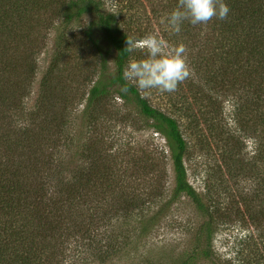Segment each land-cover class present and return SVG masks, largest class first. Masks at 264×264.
I'll return each mask as SVG.
<instances>
[{
    "label": "trees",
    "instance_id": "obj_1",
    "mask_svg": "<svg viewBox=\"0 0 264 264\" xmlns=\"http://www.w3.org/2000/svg\"><path fill=\"white\" fill-rule=\"evenodd\" d=\"M178 2L66 0L57 11L61 23L52 64L41 78L33 107L27 102L31 94L27 81L19 87L9 78L14 58L4 53L7 41L0 39V264H107L130 256L183 197L191 200L204 222L194 232L192 247L176 264H199L202 259L219 264L215 235L220 226L245 217L247 207L252 208L247 214L250 219L257 225L264 223V0H225L230 7L226 20L214 17L195 26L186 21L179 33L168 32L164 23L166 34L186 46L191 75L173 93L135 86L122 90L129 61L147 55L140 48L129 53L127 38L141 41L147 27L159 25ZM33 3L0 0V29L16 30L27 15L37 17L52 6L39 0L34 4L40 7L33 14ZM44 3L48 5L41 6ZM88 15L94 19L84 30L85 37L100 54L101 63L85 80L90 85L87 92L69 95L73 81L57 80L63 70L61 58L66 55L62 40L67 27ZM54 25L50 22L49 27ZM110 49L115 51L112 72L107 58ZM36 51H29L31 57ZM33 69L28 64L24 76H30ZM15 85L18 91L11 90ZM115 94L135 104L166 139L174 172L169 194L118 190L112 172L115 166L107 161V154L106 161L101 152L91 160L93 173L83 168L74 174L67 170L72 161L58 156L60 148L68 149L73 143L67 127L74 117L79 122L76 152L89 157L86 152L94 150L84 140L88 121L95 125ZM152 96L168 101L170 110L154 105ZM226 101L239 132L226 116L222 105ZM187 131L201 132L200 141L215 147L222 161L220 180L202 191L188 178ZM243 138L254 140V150L246 151ZM90 186L95 193H90ZM251 240V253L243 254L249 259L247 264H264V232ZM151 260L147 255L140 264H153Z\"/></svg>",
    "mask_w": 264,
    "mask_h": 264
},
{
    "label": "rangeland",
    "instance_id": "obj_2",
    "mask_svg": "<svg viewBox=\"0 0 264 264\" xmlns=\"http://www.w3.org/2000/svg\"><path fill=\"white\" fill-rule=\"evenodd\" d=\"M31 1L39 2V0ZM46 1L50 2L52 6L41 10L37 17L27 15L26 18H23L20 28L10 30L2 27L0 29L1 41H7L3 51L11 59L14 58L13 70H11L9 78L19 87L24 86L27 81L28 89L31 92L27 100L29 107L35 106L41 78L52 64L56 37L59 33L57 27L61 23L57 11L66 0ZM107 1L112 2L113 0ZM34 3L32 13L36 14L40 6H36ZM47 5L48 3H44L41 6ZM31 17L33 21H31ZM93 19V15H88L80 22L67 27L65 37L62 40V47L66 51V55L61 58L63 70L60 77L57 76V80L67 82L66 80L71 79L73 81L72 88L67 91L69 95L76 94V92L83 95L84 92H87L90 85H86L85 80L90 78L94 71H98L101 63L100 54L89 46L84 32ZM50 22H55L54 27H49ZM32 26L34 29L31 32ZM162 26L164 23L159 22V25L147 27L144 37L155 35L169 46L179 44L178 39L172 38L171 33L166 34ZM170 31L168 29V32ZM31 49L37 50L33 57L29 52ZM107 58L109 71L112 72L114 70L115 51L110 49V52H107ZM28 64H32L34 69L31 75L26 77L24 74L27 73ZM75 80L77 81L74 83ZM16 85L10 87L12 91H18L19 88ZM59 93H61L60 89L56 94ZM152 100L154 105L162 106L165 111L170 110L168 101L153 96ZM222 105L225 113H227L226 116L229 115V123L239 132L237 126L234 125L232 114L229 112L232 109L231 104L226 101ZM83 106L81 104L78 108L81 109ZM72 119L73 122L67 127V135H69L67 137L68 139L72 138L73 143L68 149L60 148L62 152L58 154L59 157L72 161L71 164L67 165L70 174L79 172L83 168L88 169L87 173H93L89 167L91 160L96 159L97 153L101 152L100 155L103 156L104 160L106 161L105 154H107L109 156L107 161L115 166L112 172L114 173V184L118 190L124 188L128 193L134 190L145 193L151 190L155 193H160L159 191L162 192L163 190L166 194L171 192L174 187V172L166 139L162 134L155 131L152 127V120L142 115L135 104L127 102L115 94L109 105L103 109V115H100L99 121L95 125L88 121L89 128L88 131L86 128L84 140L93 145L94 151L86 152L89 156L87 159L76 152L75 129L79 122L74 117ZM221 125H223L222 119ZM191 134L193 135L190 136ZM186 136H188L190 143L189 152L185 157L188 178L195 188L202 191L206 185L212 187L220 180L219 171L222 161L219 159V152L215 147H207L202 139L200 141L201 132L187 131ZM243 139L246 144V151L254 150V140ZM101 184L100 181L98 186H102ZM91 188L93 186L88 189ZM90 193H95V191L91 189ZM165 197L164 195L162 199ZM160 198L157 197V200ZM249 208L247 207L246 216L242 219L236 220L230 226L219 227L214 238L216 261L219 264H247L249 259L244 258L243 254L251 253L248 247L252 244L250 238L255 239L258 233L264 232V223L257 225V222L247 216L252 210L251 208L249 211ZM238 218L241 216L239 215ZM202 222H204V218L196 210L191 200L183 197L181 202L174 204L169 209L160 225L143 240L138 249L131 251L130 256L123 255L120 258H114L107 264H140L147 255L151 257L153 264H176L181 254L189 251L192 247L194 232ZM198 263L213 264L204 259Z\"/></svg>",
    "mask_w": 264,
    "mask_h": 264
},
{
    "label": "clouds",
    "instance_id": "obj_3",
    "mask_svg": "<svg viewBox=\"0 0 264 264\" xmlns=\"http://www.w3.org/2000/svg\"><path fill=\"white\" fill-rule=\"evenodd\" d=\"M229 13L225 0H179L177 7L162 17L161 23H166L173 33H179L186 21L194 26L205 25L214 17L226 20ZM126 48L129 53L137 48L145 49L147 55L129 61L123 74L127 82L123 91L135 86L139 90L173 93L191 75L188 50L183 43L169 46L157 36L148 35L141 41L127 38Z\"/></svg>",
    "mask_w": 264,
    "mask_h": 264
}]
</instances>
